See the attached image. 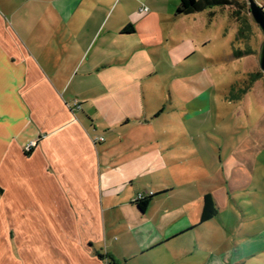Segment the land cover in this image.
<instances>
[{
  "label": "crops",
  "instance_id": "1",
  "mask_svg": "<svg viewBox=\"0 0 264 264\" xmlns=\"http://www.w3.org/2000/svg\"><path fill=\"white\" fill-rule=\"evenodd\" d=\"M97 1L0 0V264H162L163 254L171 264H246L261 251L245 256L244 241L238 256L211 254L202 229L248 186L262 131L214 171L197 136L164 123L207 112L209 98L171 106L134 66L128 40L150 31L152 15L118 22ZM150 175L158 188L142 212L135 187ZM207 195L219 213L200 224Z\"/></svg>",
  "mask_w": 264,
  "mask_h": 264
},
{
  "label": "rangeland",
  "instance_id": "2",
  "mask_svg": "<svg viewBox=\"0 0 264 264\" xmlns=\"http://www.w3.org/2000/svg\"><path fill=\"white\" fill-rule=\"evenodd\" d=\"M109 1H97L101 14L112 15L118 22L124 12L132 17L133 23H138L146 9V13L154 18L150 31L144 35L136 34L128 40V45L137 53L134 66L144 68L148 85L156 87L155 96L172 98L171 104L176 102V105L171 106L180 105L179 109L192 96L209 98L207 112L199 111V115H192L181 123L170 118L164 123L165 127L182 126L189 130L192 140L197 136L198 141L194 140V143L212 158L214 171L224 174L225 167L221 168L219 162L229 158L243 136L251 137L254 129L258 133L262 131V149L256 155V163H252L248 186L229 194L220 216L202 229V233L214 242L209 253L238 256V248L248 241L243 248L245 256H250L253 251L261 252L246 259V264H264V76L246 93L242 91L253 73L264 75L259 64L264 34L254 21L249 0H232V5L225 10L214 8L181 18L176 16L180 0H117L113 7ZM255 1L263 8L264 0ZM234 12L239 13L238 21L232 17ZM241 28L248 34L247 40H237ZM184 40L188 43H180ZM191 46L187 56L180 54ZM234 50L251 54L236 59ZM240 96L245 104L236 99ZM226 97L229 100L226 101ZM167 112L165 115H171ZM100 139L96 143L104 141ZM37 145L38 141L30 142L25 153L31 154ZM149 178L148 184L146 180L144 186L135 187L138 188L137 202L153 196L151 190L158 188L157 177L150 175ZM258 233L259 237H248ZM124 238L116 241L121 242ZM175 251L180 252V249ZM162 256L165 257L162 264H171L168 254Z\"/></svg>",
  "mask_w": 264,
  "mask_h": 264
},
{
  "label": "trees",
  "instance_id": "3",
  "mask_svg": "<svg viewBox=\"0 0 264 264\" xmlns=\"http://www.w3.org/2000/svg\"><path fill=\"white\" fill-rule=\"evenodd\" d=\"M231 2L232 0H180V3L177 6V10H176V16L178 17V16L191 15V14H196V13H200V12L208 11V10L211 11L214 8L225 10V8L232 5ZM263 9H264V6H263ZM238 14L239 13L237 12L232 13V17L235 18L237 21L239 20ZM210 15L213 16L214 13L211 12ZM135 32H136V29L133 25H128L123 30V33L125 34H134ZM237 37H238L237 40H247L249 38L248 34H246L242 28L238 30ZM233 52H234L233 56L236 59H240V58H243L251 54L249 51L242 52L240 50H234ZM263 76L264 75L261 72L253 73L249 77L245 88L242 90L243 93H246L249 89H251L257 81L263 79ZM237 98L239 99L241 98V96ZM153 197L154 195L137 202L142 212H145L147 210V208L150 205V201ZM218 213L219 212H218V209L216 207V204L213 198L210 195H207L204 198V206H203V212H202L200 224H204L212 220L218 215ZM109 264H122V263H119L116 260L110 258ZM123 264H126V263H123Z\"/></svg>",
  "mask_w": 264,
  "mask_h": 264
},
{
  "label": "water",
  "instance_id": "4",
  "mask_svg": "<svg viewBox=\"0 0 264 264\" xmlns=\"http://www.w3.org/2000/svg\"><path fill=\"white\" fill-rule=\"evenodd\" d=\"M250 11L254 18L255 23L259 26L260 30L264 34V9L259 6L255 0H249ZM259 64L260 69L264 72V43L261 47L260 55H259Z\"/></svg>",
  "mask_w": 264,
  "mask_h": 264
},
{
  "label": "built area",
  "instance_id": "5",
  "mask_svg": "<svg viewBox=\"0 0 264 264\" xmlns=\"http://www.w3.org/2000/svg\"><path fill=\"white\" fill-rule=\"evenodd\" d=\"M145 11H148V10L146 9ZM73 107H74V108H79V104H78L77 102H75V103L73 104ZM100 140H103V139L101 138ZM33 144H34V143H33Z\"/></svg>",
  "mask_w": 264,
  "mask_h": 264
}]
</instances>
